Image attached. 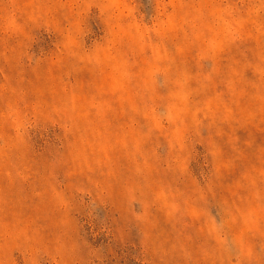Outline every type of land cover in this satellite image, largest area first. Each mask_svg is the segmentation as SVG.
<instances>
[{
	"label": "rangeland",
	"instance_id": "rangeland-1",
	"mask_svg": "<svg viewBox=\"0 0 264 264\" xmlns=\"http://www.w3.org/2000/svg\"><path fill=\"white\" fill-rule=\"evenodd\" d=\"M0 264H264V0H0Z\"/></svg>",
	"mask_w": 264,
	"mask_h": 264
}]
</instances>
